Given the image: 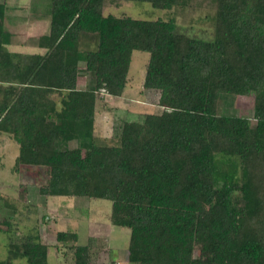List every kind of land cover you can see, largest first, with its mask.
<instances>
[{"label":"trees","instance_id":"obj_1","mask_svg":"<svg viewBox=\"0 0 264 264\" xmlns=\"http://www.w3.org/2000/svg\"><path fill=\"white\" fill-rule=\"evenodd\" d=\"M105 1L51 0L49 33L36 41L45 53L31 55L7 49L0 4V133L18 146L12 170L45 176L43 198L110 201V224L129 230L128 264H264V0H211L212 41L172 20L105 16ZM109 1L167 10L190 0ZM134 51L148 54L141 93L157 96L158 111L124 121L110 143L95 136L96 107L124 95ZM82 73L93 77L84 90ZM250 95L252 120L217 114L221 97ZM37 230L10 239L0 264H47ZM77 240L55 234L69 264L110 251L105 235Z\"/></svg>","mask_w":264,"mask_h":264},{"label":"rangeland","instance_id":"obj_2","mask_svg":"<svg viewBox=\"0 0 264 264\" xmlns=\"http://www.w3.org/2000/svg\"><path fill=\"white\" fill-rule=\"evenodd\" d=\"M40 2L43 6L46 0H40ZM38 10V13L44 12L40 8ZM214 12L211 0H190L186 6L172 7L167 10L153 8L146 2L107 0L103 6V15L105 16L108 14L126 15L145 21L172 20L176 25L177 32L204 41L214 39ZM27 13L28 11L25 10L17 13L18 16L11 17L12 19L7 21L6 27H10L13 33L22 32V26L34 19ZM45 19L48 20V18ZM43 21L44 18H42V23ZM8 23L12 26H9ZM131 59L129 80L124 95L120 99L111 98L109 100L111 103L108 104L109 110L104 109L107 106L105 103L104 106L103 103H98L96 107L95 136L105 137L110 143H115L118 129L124 121H138L143 115L158 111L157 96L154 93H147V96L141 93L148 54L134 51ZM79 82L81 86L89 87L92 85L93 77L90 73H82ZM252 113L253 95L221 97L218 102V115H236L252 120ZM73 146L70 139L60 144L61 149H69ZM11 149L14 151L13 157L10 156ZM2 152L7 154H2V159L0 158V222L7 220L9 221L7 225L12 222V230L7 234L0 231L1 260L5 258L6 244L10 239L24 236L33 228L41 227L46 233L42 234L43 241L48 245L56 243L54 233L57 231L75 232L78 236L77 245L79 246L85 245L90 235L106 234L109 237L111 249L102 256L101 260L99 258V263L93 264H127L125 249L129 243V230L110 224L108 217L111 209L110 201L73 197L43 198L38 195V187L45 183L46 177H35L23 170L20 173H14L11 168L17 155V145L12 141L4 142V139L0 137V154ZM219 157L217 155L216 158ZM20 184L27 185V203L18 202V193L21 191ZM235 196L238 195L235 194ZM6 227V224H2L3 230ZM60 251H63L61 253L65 255V259L62 254L55 251V248L49 246L47 264H69L71 250L67 246L61 245ZM204 255L205 248L198 244L194 253L195 258L203 259ZM24 263L25 261L20 259L13 264Z\"/></svg>","mask_w":264,"mask_h":264},{"label":"crops","instance_id":"obj_3","mask_svg":"<svg viewBox=\"0 0 264 264\" xmlns=\"http://www.w3.org/2000/svg\"><path fill=\"white\" fill-rule=\"evenodd\" d=\"M50 2H51V0H46L45 4H43V6H42L40 0H0V4L5 5L4 27L9 32V34L11 35L10 44L7 46V49L10 52L23 54V55L44 54L45 53V49L40 48L37 45L36 41L39 37L45 36L49 33V14H50V6H51ZM39 8L42 9L44 12L38 13L37 11H39L38 10ZM25 10L28 11L27 15L29 17H33L34 19L30 22L28 21L27 23H25L22 26V32H19V33L11 32L10 27H6L7 21L12 19L11 17H13V16H18V15H16L17 13H19L21 11H25ZM42 18H44L43 23H42ZM45 18H48V20ZM10 25L11 24H9V26ZM79 79L77 82V88L81 89V90L86 89L87 87L85 85L81 86ZM147 93L144 96H147ZM110 99H111L110 97L105 98L104 101H105V104H107V106H105L104 109L109 110L108 104L111 103V102H109ZM0 137L2 139H4V142L11 141V139L6 134L0 133ZM11 150H12V152H11L10 156L13 157L14 151H13V149H11ZM2 154H7V153L2 152L0 154V158L3 156ZM17 155H18V146H17ZM17 155H16V157H17ZM16 157H15V159H16ZM15 159H14V161H15ZM23 171H25V170H23ZM37 231L40 235L41 242L43 244H46L43 241V237H42V234H46L45 230H42V228L39 227ZM55 234H56V232L54 233V236H55ZM101 235L102 234L97 233V234L90 235V236H101ZM103 235L106 236V234H103ZM107 238H108V248L110 250L111 245H110L109 237H107ZM46 245H48V244H46ZM48 246H52L54 248L55 243L48 245ZM125 251H126L125 252V262L128 264V262L126 260L127 247H126ZM104 255H106V254L99 256L100 260H101L102 256H104ZM99 258L96 261V263H99ZM114 264H116V263H114Z\"/></svg>","mask_w":264,"mask_h":264}]
</instances>
